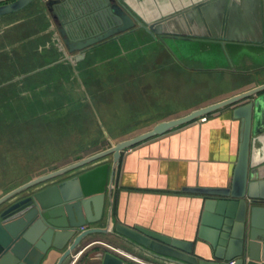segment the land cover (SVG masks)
I'll return each mask as SVG.
<instances>
[{"label": "crops", "instance_id": "crops-1", "mask_svg": "<svg viewBox=\"0 0 264 264\" xmlns=\"http://www.w3.org/2000/svg\"><path fill=\"white\" fill-rule=\"evenodd\" d=\"M13 1L0 0V5ZM121 2L130 14L143 22L162 20L158 29L164 39L156 40L137 28L117 40L89 50L85 59L74 63L66 60L59 49V37L44 1L37 0L18 13L0 18V115L5 121L0 123V153H3L0 158V198L31 180L146 133L157 124L186 116L264 84V0ZM168 40L176 44L179 41L192 42L202 50L214 46L215 51H227L233 59L234 68L217 69L239 77L245 78L258 72L255 78L251 77V80L231 91L189 108L155 115L148 120L141 118L139 125L128 127L123 135L108 133L103 118L109 122L107 116L114 109L125 115L123 108L130 106L126 99L131 100L135 89L131 108H137L134 111L138 112L134 115H139L141 106L149 103V94L145 95L144 88L147 89L148 85L153 88L155 83L152 74L156 70H153L152 64L158 53H154L153 48L161 45L163 51L170 53ZM140 51L141 55H136ZM136 56L137 60H134ZM168 56L175 57L173 54ZM170 60L167 59L169 65L183 67L177 57L172 58L173 62ZM143 83L146 87L139 85ZM140 91L143 97L138 93ZM127 94H130L129 98ZM88 108H92L91 111ZM93 109L101 116V121ZM79 114L84 115L83 125L92 127L90 132L92 137L99 138L98 142L91 143L82 153L50 161L46 156L61 147L49 140L50 129L40 125L58 124L71 120L69 116ZM13 115L19 117V123H12ZM204 118L146 140L122 153L112 198L113 224L120 223L131 228L138 226L173 239L196 241L204 199L183 190L230 186L241 142V121L233 118L232 109L220 110ZM44 129L47 137L42 144ZM25 132L28 136L24 139ZM74 132L77 136V130ZM45 144L48 146L43 149ZM6 148L10 152L9 158L4 155ZM12 148L18 149V160L10 159ZM21 150L32 159H26ZM251 161L264 173L262 135L252 138ZM103 163L111 165L112 157L98 164ZM109 208L107 200L100 227H105ZM94 240L103 242L115 255L144 258L137 248L115 234L99 236ZM98 249L85 251L76 264H100L92 253ZM61 254L54 253L45 264H56ZM72 261L70 259L66 264Z\"/></svg>", "mask_w": 264, "mask_h": 264}, {"label": "water", "instance_id": "water-1", "mask_svg": "<svg viewBox=\"0 0 264 264\" xmlns=\"http://www.w3.org/2000/svg\"><path fill=\"white\" fill-rule=\"evenodd\" d=\"M35 1L0 5V18ZM41 1L59 37L60 51L74 63L85 59L89 50L137 28L156 40L164 39L158 29L162 20L143 22L121 0ZM227 108L241 121L239 156L230 186L183 190L204 199L196 241L113 224L112 198L122 153ZM254 135L264 136V84L157 124L146 133L31 180L0 198V264H45L54 253H62L56 264H66L81 250L93 248H99L92 253L100 264H264V173L251 161ZM108 157H112L111 165L98 164ZM88 167L92 168L83 170ZM72 173L76 174L65 178ZM107 200V221L100 227ZM112 234L124 238L144 258L115 255L103 242L94 240Z\"/></svg>", "mask_w": 264, "mask_h": 264}, {"label": "rangeland", "instance_id": "rangeland-1", "mask_svg": "<svg viewBox=\"0 0 264 264\" xmlns=\"http://www.w3.org/2000/svg\"><path fill=\"white\" fill-rule=\"evenodd\" d=\"M156 46L157 47L154 46L153 51L156 54L158 53V56L155 57L156 60H154L152 64L153 70H156L152 74L154 78L152 79L153 81L155 80L154 87L152 88L148 85L147 89L144 88L145 95L149 94V103L151 104L146 102V106H141V112L139 115H136V117L134 112H138V110H134L137 108H131L132 95L135 93L136 89L130 90V93L134 91L131 93V100L126 99L130 106L123 108L125 115L123 114L122 116L119 109H114L111 115L107 116V118L110 119L109 122L103 118L102 121L108 133L112 135H123L126 133L124 130L128 129V127H136L139 125L142 122L141 118L148 120L155 117V115L160 116L189 108L207 99L213 98L218 94L231 91L234 87H237L243 82L251 80V77L255 78V74L258 72L255 71V74H252V76L242 78L225 70L217 69V67L229 69L231 67L233 69L234 66L233 59L230 58L229 53L227 51H215L216 48L214 46H211L209 50H202L200 46H196L192 42L179 41L178 44H176L174 41L168 40L167 47L170 48V53L163 51L161 45ZM141 53L140 51L136 55L140 56ZM172 54L182 62L183 67L179 65H169L167 63V59L172 60V58H175L168 56ZM134 60H137V56L134 57ZM171 60L170 62H173ZM258 75H261V73ZM139 85L141 87H146L145 83ZM138 93H141L142 97L144 96L142 91ZM127 97L129 98L130 94H127ZM141 103H143V101ZM132 107H134V105ZM91 109L92 108H88V111H91ZM83 112H86V110ZM55 117L58 116H51V118ZM83 117L84 115L79 114L73 117L69 116L68 119L72 118L71 120L60 121L58 124H50V126H45L44 124L40 125V127L47 128L46 130L50 129L51 135H48L49 140L52 141V143L56 142L59 144L58 147H61L54 152L52 150L46 158H49L50 161H60L62 157L76 155L77 152L82 153L91 143L98 142L99 138L92 137L93 133L90 132L92 127L83 125ZM96 117L101 121L102 118L97 111ZM34 128L36 127L34 126ZM76 130L77 136L74 135V131ZM25 136H28L26 132L24 133V139ZM46 137L47 134L44 129L41 139L43 142L42 144L45 143ZM0 144L2 145V142H0ZM47 146L48 145L45 144L43 149H46ZM16 151H18V149L15 148L13 150L12 148L11 160L19 159L16 156L19 152L17 153ZM9 153V149L6 148V150H4V155L6 154L7 158H9ZM21 153L26 156V159H32L31 156L25 154L24 150H21ZM1 157H3V153H0V158ZM6 171H8V169ZM17 171L19 172V170Z\"/></svg>", "mask_w": 264, "mask_h": 264}, {"label": "built area", "instance_id": "built-area-1", "mask_svg": "<svg viewBox=\"0 0 264 264\" xmlns=\"http://www.w3.org/2000/svg\"><path fill=\"white\" fill-rule=\"evenodd\" d=\"M203 119H205V118H203ZM84 252H85V250H81L80 252H78L77 254H75L74 257L72 258L73 261H72L71 264H76L77 260L79 259V257L81 255H83Z\"/></svg>", "mask_w": 264, "mask_h": 264}, {"label": "trees", "instance_id": "trees-1", "mask_svg": "<svg viewBox=\"0 0 264 264\" xmlns=\"http://www.w3.org/2000/svg\"><path fill=\"white\" fill-rule=\"evenodd\" d=\"M16 115H13V119H12V123H19V121H20V119H19V117H15ZM3 122H5L4 121V119H3V115H0V123H3Z\"/></svg>", "mask_w": 264, "mask_h": 264}]
</instances>
